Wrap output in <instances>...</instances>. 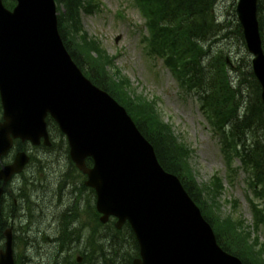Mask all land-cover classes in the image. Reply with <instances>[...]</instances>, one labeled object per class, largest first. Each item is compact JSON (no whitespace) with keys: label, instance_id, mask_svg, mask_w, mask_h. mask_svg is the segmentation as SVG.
Listing matches in <instances>:
<instances>
[{"label":"water","instance_id":"water-1","mask_svg":"<svg viewBox=\"0 0 264 264\" xmlns=\"http://www.w3.org/2000/svg\"><path fill=\"white\" fill-rule=\"evenodd\" d=\"M17 2L12 11L0 0V160L15 138L35 145L44 138L51 145L50 114L68 138L72 159L88 174L87 185L96 190L101 220L117 217L118 229L131 224L140 249L133 264H243L220 247L212 226L179 178L160 165L126 109L73 61L59 31L55 0ZM237 14L264 103L258 0H239ZM28 161L19 152L14 163L2 165L0 198ZM5 234L0 264H15L12 229Z\"/></svg>","mask_w":264,"mask_h":264},{"label":"rangeland","instance_id":"rangeland-1","mask_svg":"<svg viewBox=\"0 0 264 264\" xmlns=\"http://www.w3.org/2000/svg\"><path fill=\"white\" fill-rule=\"evenodd\" d=\"M95 4H98V8L93 14L83 13L85 31L91 37H96L110 55H118L116 67L130 79L134 89L143 92L151 100H157L164 120L194 150L191 163L197 182L206 184L216 172L223 175L226 192L221 200V213L243 219L246 226L253 231L254 218L250 198L255 196L248 186L250 176L239 170L235 182L228 181V168L221 150L220 134L210 123L202 107L200 95L183 87L162 58L146 52L144 37L149 35L150 30L133 0H96ZM236 5L237 0L218 1L215 8L216 20L221 23L223 34L227 36H222L217 39L218 42L211 44L212 52L222 53L231 64L229 75L232 83L242 90L240 98L245 107L247 99L255 94L248 82L240 84L242 78L236 70L243 64L246 65V61L251 63V55L245 42L236 32ZM207 62L208 60L205 63ZM51 138L55 142L51 150L26 144L25 151L32 156V162L24 175L16 176L13 185L9 187L10 196L13 194L19 202L15 210L17 219L14 221L17 263L75 264L76 257L83 256L82 251L88 250L91 259L101 264L104 257L101 256L100 246L103 245L107 253L104 264H130L132 258L136 257L137 250L129 231L123 229L116 233V230L107 226H100L98 231L97 220L92 216L96 200L92 191L86 193L87 198L84 196L76 201L69 197L77 178L70 172L67 142L54 127ZM9 161L11 157L7 158V162ZM240 164V160H236L235 166ZM69 172L71 179L65 185L63 180L70 178L65 176ZM78 181L76 186L80 187ZM233 199L238 200L236 207L231 202ZM256 201L264 204L261 197ZM70 208L74 209L75 214H79L80 222L84 220L85 223L73 224L74 218L66 217ZM11 210V207L8 208V213ZM106 234H111L114 240L104 238ZM260 238L264 241V228ZM107 239L110 242L104 241ZM79 241H82V247H79ZM82 264L94 263L83 259Z\"/></svg>","mask_w":264,"mask_h":264},{"label":"trees","instance_id":"trees-1","mask_svg":"<svg viewBox=\"0 0 264 264\" xmlns=\"http://www.w3.org/2000/svg\"><path fill=\"white\" fill-rule=\"evenodd\" d=\"M56 1L60 13L59 29L74 60L93 83L108 91L127 109L140 131L154 146L163 168L181 179L189 195L211 223L219 245L225 251L238 256L244 264H264V242L260 239V231L264 226V206L261 207L252 199L255 216L253 231H250L243 219L234 218L230 214L223 215L222 177L216 174L206 184L197 182L191 163L193 151L180 141L173 126L164 120L157 101L134 89L130 79L116 67V58L110 57L100 41L85 32L82 11L86 14L93 13V0ZM218 1L137 0L143 14L150 20L151 52L164 58L165 63L184 78L191 88L202 90L205 94V104L210 107V121L222 130L224 148H231V151H228L230 163L234 157L242 159L246 171L255 178L251 183L255 195L264 199V105L260 99V86L250 63L246 61V65L240 66L245 70L240 67L236 69L242 78L240 84L248 82L255 94L247 99V105L244 107L240 98L242 90L232 83L229 75L231 64L227 63V58L222 53L212 52L211 43L214 44L219 41L218 38L227 36L223 34L221 23L216 20L215 8ZM4 2L9 8L16 4L15 0ZM259 22L264 43V0H259ZM236 24L237 35L244 42L241 26L237 22ZM205 60H208L206 65ZM243 60L245 62L244 58ZM207 77L210 79L207 80ZM1 113L0 104V117ZM48 123L51 131L53 127L59 131L51 117L48 118ZM228 125L230 129L226 132ZM23 146L19 142L18 148ZM88 162L91 164V160ZM229 166L233 171L232 164ZM229 177L233 182L234 177ZM237 204L238 202L234 201V207ZM6 226L7 223L0 222V243L3 241V230ZM107 227L110 228L109 225ZM129 228L128 226V229H125L135 241L138 253V244ZM114 232L117 233V230ZM107 237L114 240L111 234ZM104 241L110 242L109 239ZM100 247L101 256L107 261L103 245ZM85 258L89 263L98 264L95 259H91L89 253ZM104 260L101 264H104Z\"/></svg>","mask_w":264,"mask_h":264},{"label":"flooded vegetation","instance_id":"flooded-vegetation-1","mask_svg":"<svg viewBox=\"0 0 264 264\" xmlns=\"http://www.w3.org/2000/svg\"><path fill=\"white\" fill-rule=\"evenodd\" d=\"M69 163L71 165V171L70 172L75 171L76 175L74 176V178H77V181L79 180L78 183L81 185L80 187L79 186H76L77 181H75L74 182L75 183L74 184L75 185L74 186V190H72V192L69 193V197H72L75 201L76 200H79L80 198L82 199L84 196L87 198L86 193H89L92 190L85 184L86 178H87L86 175L82 174L76 168H73L74 167L73 166V162H71L70 160H69ZM70 172L69 173H66L65 176H69L70 177L71 176V173ZM80 177H82V179ZM70 179H71V177L69 179L63 180V182L65 183V185H67L69 183V180ZM14 181H15V179L12 181V183H10L9 187L13 185ZM9 187L7 189H5V192L3 194L2 199H3V205L5 206V209H4V217H5V219H8L9 216H10L9 220L12 218L11 219V222L13 223L15 221L14 220V217L16 216L15 213H14V211L16 210L17 206L19 205V202H18V198L15 197L13 194L10 196ZM62 191H64V190H62ZM10 197L13 199V203L15 205L14 207H11L12 204H11V198ZM10 207L12 208V210H11V213H8V208H10ZM66 217H68V219H73L74 218L73 219V222H72L73 224L74 223L81 224V222H84V220H82L80 222V218L81 217L79 216V214H75V211L72 208L69 209V213H68V215ZM81 230H83V228ZM81 243H82V241H80V244ZM82 245H83V243H82Z\"/></svg>","mask_w":264,"mask_h":264}]
</instances>
